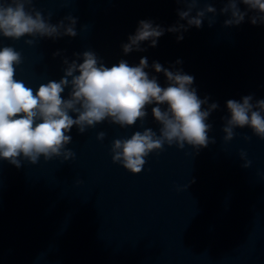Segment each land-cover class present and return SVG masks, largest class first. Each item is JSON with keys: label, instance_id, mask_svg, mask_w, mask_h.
I'll return each instance as SVG.
<instances>
[{"label": "clouds", "instance_id": "obj_1", "mask_svg": "<svg viewBox=\"0 0 264 264\" xmlns=\"http://www.w3.org/2000/svg\"><path fill=\"white\" fill-rule=\"evenodd\" d=\"M33 2L0 0V36L12 40L31 37L25 40L31 46L37 38L55 40L78 35L76 17L69 14L53 24L52 13L45 17L32 6ZM175 3L184 7L177 9L179 20L174 25L165 29L151 20H140L135 33L121 45L123 53L146 51L141 47L146 41L154 48L165 32L178 33L177 41H181L183 33L192 27L201 28L205 21L212 27L219 15L227 16L224 28L237 27L246 17L252 25H264V0H175ZM214 3L223 6L217 9ZM241 4L245 6L243 10ZM60 55L59 51L53 53L54 57ZM73 57L71 60L63 57V76L59 81L49 80L33 90L16 79L17 66L23 63L21 53L12 46L0 47V158L17 168L21 167L22 160L35 165L41 157L45 161L60 157L68 161L75 157L66 147L72 142L73 127L78 134H84L86 129L105 121L122 128L132 127L137 121L143 126L147 108L153 105L151 113L159 125L158 132L146 127L128 138L114 139L113 163H120L129 172L138 174L147 163L146 157L163 151L166 144L179 149L188 145L198 153L209 143H216L215 137H209L213 126L207 121L219 105L209 103L207 96L203 99L198 96L192 87L195 79L192 75L154 61L151 68L155 73H163L167 81L166 86H161L157 77L146 71L149 68L147 57H142L137 66H130L121 59L110 67L90 49L73 53ZM181 63L176 61V64ZM66 89L67 98L63 95ZM226 109L229 115L222 117L226 143L233 140L235 129L245 127L264 139V99L254 100L253 95L239 101L229 99ZM105 136L103 131L97 133L100 141ZM240 158L244 161L242 167H250L246 152L241 151ZM194 182L193 179L189 183Z\"/></svg>", "mask_w": 264, "mask_h": 264}]
</instances>
